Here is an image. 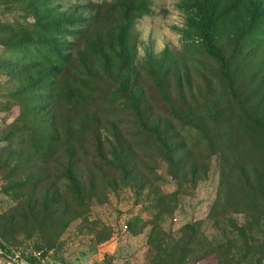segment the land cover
I'll return each instance as SVG.
<instances>
[{
	"label": "rangeland",
	"instance_id": "obj_1",
	"mask_svg": "<svg viewBox=\"0 0 264 264\" xmlns=\"http://www.w3.org/2000/svg\"><path fill=\"white\" fill-rule=\"evenodd\" d=\"M87 1L100 0H62L56 15L97 13ZM197 1L203 0H148L149 14L129 28L119 9L101 8L99 24L70 52L54 88L62 105L76 103L91 118L80 129V120H67L63 110L57 137L64 145L54 159L59 172L66 163L81 177L76 211L59 203L46 216L51 223L30 228L18 220L23 198L9 190L17 180L7 173L12 163L0 166V243L25 264L21 252L28 258L37 247L46 251L40 264H264L240 258L244 242L255 248L264 237V205L243 198L236 170L246 171L248 187H255L263 164L257 153L264 135L245 125L236 99L249 118L264 122V32L245 33L251 13L264 15V0H241L214 27L231 85L188 25ZM230 1L210 0L202 12L214 16ZM21 18L32 22L20 5L0 4L1 25ZM3 63L0 55V147L21 113L7 95L25 82L10 81ZM42 96L33 99L45 113ZM191 224L206 246L196 262L191 245L182 258L184 227ZM8 261L0 256V264Z\"/></svg>",
	"mask_w": 264,
	"mask_h": 264
},
{
	"label": "trees",
	"instance_id": "obj_2",
	"mask_svg": "<svg viewBox=\"0 0 264 264\" xmlns=\"http://www.w3.org/2000/svg\"><path fill=\"white\" fill-rule=\"evenodd\" d=\"M61 2L62 0H0V4L4 6L20 5L32 16V22L29 23L24 21L26 19L21 18L19 22L14 20L5 22L3 25L0 24V55L4 59L2 66L6 69L10 81L19 79L25 81L20 89L8 94L6 98L18 104L21 113L20 117L8 127L10 128L8 134L2 137L5 145L0 147V161H2L0 166L9 169L7 166L12 163L11 169L7 173H11V178L17 175V180L9 186V190L13 195L23 198L24 201V204H21L18 220L26 221L28 226L34 229L38 228L40 224L51 223L46 216L52 207L59 203H66L76 211L75 199L81 198L84 194L79 184L81 177L76 172L70 171L66 163L60 165L63 169L59 172V167L56 166L54 159L57 146L64 145V142H61L57 137L58 122L61 123L64 115L63 110L67 120L70 117L73 121L80 120V129L91 118L86 111L81 112L80 108L76 107V103L72 105L67 102L62 105L58 97L60 92L54 88L56 81L61 78L62 70L66 69L70 63V52L78 43L85 40L90 27L99 24L98 11L101 8L119 9L120 18L125 22L126 28L131 27L137 18L149 14L148 0H100L96 3L87 1L84 4L97 12L87 18L63 17L59 14L56 15ZM209 2L210 0H203L193 3L188 25L197 32L204 54L218 64L219 75L226 80L228 85H231L229 79L232 77L227 75V63L223 61L214 45L213 30L218 20L226 18L240 6L241 0H231L214 16L202 12L204 6L202 4L207 5ZM253 11H255V7ZM250 31L264 32L263 14L258 16L251 13L245 33ZM119 88L124 92L125 85L121 83ZM36 95H43L42 97L47 99L45 113L43 106L36 107V102L33 99ZM236 103L241 106L240 114L245 125L259 132L262 131L264 135V122L260 123L249 118L241 110L243 103L238 102L237 99ZM132 104L133 111L138 113L136 103ZM86 105H91V103ZM42 114H44L43 117ZM68 131L70 133V127ZM153 132L156 131L153 130ZM161 132L157 131V133ZM209 141H211L210 137ZM66 142L69 143L67 140ZM14 143L19 144L18 148ZM14 148L17 150L13 151ZM177 148V146L173 147L167 155L176 154ZM262 148H264V140ZM97 152L101 155L99 151ZM257 154L262 157L263 164L261 170L253 175L252 183L255 187L252 185L248 187L250 183L246 171L236 170L240 177L239 180L241 179L245 185L243 198H252L264 205V149L259 150ZM16 158L24 159L16 160ZM70 196L72 197L67 198ZM36 198L38 200H35ZM29 219L31 225L28 223ZM12 223L20 225V222L14 220ZM195 226L191 224V226L184 227L187 235L184 237L185 241L181 247L183 258L186 254L185 250L189 249L191 245V262H196L200 256H203V250L206 247L201 243L203 242L200 240L202 234L197 235ZM238 235H241L239 231ZM233 242L235 243V241ZM243 244L245 253H242L240 258H244V256L249 260L255 258L256 262L264 258V237L256 244L255 248H249L245 242ZM38 252L40 253L37 257L33 255ZM45 253V250L37 247L34 252L28 255V258L23 257V252L20 257L29 264H40ZM227 253H230V248ZM238 254L240 253L233 255V259L235 256L236 260ZM11 255H13L11 249L0 243V256L9 257ZM230 259L232 262V257Z\"/></svg>",
	"mask_w": 264,
	"mask_h": 264
},
{
	"label": "built area",
	"instance_id": "obj_3",
	"mask_svg": "<svg viewBox=\"0 0 264 264\" xmlns=\"http://www.w3.org/2000/svg\"><path fill=\"white\" fill-rule=\"evenodd\" d=\"M125 229V227H123V230ZM7 259H9V263L10 264H25L23 261H21V259L19 258L18 255L13 254L9 257H7ZM27 264V263H26Z\"/></svg>",
	"mask_w": 264,
	"mask_h": 264
}]
</instances>
